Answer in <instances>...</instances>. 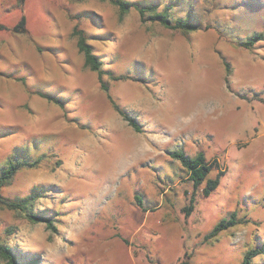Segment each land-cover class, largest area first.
I'll return each instance as SVG.
<instances>
[{
	"label": "rangeland",
	"instance_id": "1",
	"mask_svg": "<svg viewBox=\"0 0 264 264\" xmlns=\"http://www.w3.org/2000/svg\"><path fill=\"white\" fill-rule=\"evenodd\" d=\"M131 1L201 27L143 22L134 7L121 16L112 0H0V165L18 147L40 158L0 194L16 200L38 187L33 210L53 222L0 203V243L38 264H240L264 241V38L239 45L264 34V0ZM76 26L143 132L86 66ZM179 148L218 162L209 196L172 157ZM233 212L240 222L206 239ZM0 264L10 263L0 255Z\"/></svg>",
	"mask_w": 264,
	"mask_h": 264
},
{
	"label": "trees",
	"instance_id": "2",
	"mask_svg": "<svg viewBox=\"0 0 264 264\" xmlns=\"http://www.w3.org/2000/svg\"><path fill=\"white\" fill-rule=\"evenodd\" d=\"M20 1L23 2L24 0ZM112 2L119 7L121 16H124L134 7L139 11L141 20L143 22L147 20L157 21L168 28L178 29L185 33L196 31L201 27L198 23L194 21L192 16L187 15L185 18H174L170 12L171 7L158 10L156 4L140 5L139 3L133 2L131 0H112ZM14 30L18 33H24L27 31L26 17L24 15L16 24ZM73 34L77 37V45L80 52L84 54L86 66L98 73V78L101 87L108 93V96L111 99L116 110L123 116L126 121H128L129 125H131L135 131L143 132V124L139 122L137 116H134L130 113V111L121 108L120 105L113 99L112 95L110 94L109 85L103 79V75L109 72H106V70L103 68V62L100 56L95 53L94 47L89 41L88 34L83 29H79L77 26L74 28ZM263 38V33H255L252 37L240 41L239 45L250 49L256 45L257 41ZM226 65L229 73H231L232 70L230 65L228 63ZM113 78L122 79L125 78V76H113ZM38 93L40 96L63 106L62 101L60 99L48 93ZM171 153L172 157L178 159L183 165L187 175V179L192 182L194 189L198 190L201 188L202 194L204 196H209L218 187L220 182V175H217L216 177H210L211 172L217 168L218 162H209L204 152H199L195 156H191L187 154L184 149L179 148ZM39 162L40 158L35 157L28 150H26L25 147L16 148L14 152L8 157L6 163L4 165H0V191L2 190V188L12 183L13 179L22 168L34 167ZM39 190L40 189L38 187H35L32 189L29 195H26L22 198H18L16 200H11L8 198L5 199L0 194V203H5V205L9 206L12 209L22 211L33 221H44L49 227H51L53 226V222L50 218L40 215L39 213L33 210L34 203L36 202L38 196L41 195L37 193ZM195 194L196 192L194 191L190 197V204L185 206L184 208V211L187 215L190 214L195 207ZM135 198L138 205L145 208L143 205V197L141 195H136ZM239 222L240 221L237 219L236 213L233 212L230 217L222 218L214 226L212 231L208 235H206V239L217 237L222 231L237 225ZM0 255L7 259L10 264L39 263L37 258L28 259L25 262H20L14 251L10 249V247L2 243H0ZM257 255H264V241L262 247H254L248 249L240 264H259L258 262L254 261V258ZM173 264H191V262L188 258H185Z\"/></svg>",
	"mask_w": 264,
	"mask_h": 264
}]
</instances>
